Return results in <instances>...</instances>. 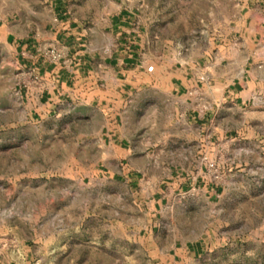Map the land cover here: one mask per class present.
Listing matches in <instances>:
<instances>
[{"label": "rangeland", "instance_id": "rangeland-1", "mask_svg": "<svg viewBox=\"0 0 264 264\" xmlns=\"http://www.w3.org/2000/svg\"><path fill=\"white\" fill-rule=\"evenodd\" d=\"M125 2L147 68L214 59L243 0ZM23 87L15 56L0 45V249L21 255L26 245V264H264V107L211 146L126 143L134 148L122 162L134 181H168L174 167L190 176L203 165L217 189L191 185L168 195L151 229L136 183L112 173L107 148L87 141L71 116L31 117Z\"/></svg>", "mask_w": 264, "mask_h": 264}, {"label": "crops", "instance_id": "crops-1", "mask_svg": "<svg viewBox=\"0 0 264 264\" xmlns=\"http://www.w3.org/2000/svg\"><path fill=\"white\" fill-rule=\"evenodd\" d=\"M236 15L214 59L174 67L158 60L150 71L125 0H0V45L15 56L30 116L76 119L87 141L107 148L112 173L136 183L152 229L168 195L191 185L210 195L217 189L203 165L190 176L174 167L168 181H134L122 162L134 148L126 143L211 146L247 128L264 107V0H243ZM0 251L1 264H26L30 250Z\"/></svg>", "mask_w": 264, "mask_h": 264}, {"label": "built area", "instance_id": "built-area-1", "mask_svg": "<svg viewBox=\"0 0 264 264\" xmlns=\"http://www.w3.org/2000/svg\"><path fill=\"white\" fill-rule=\"evenodd\" d=\"M152 69H153V65L147 66V70L150 71ZM204 160H205V163H206V166H207L208 170L210 171V176L212 178H215V179L218 178L219 174L217 172V168L215 167V163L213 161H211V160L206 159V158H204ZM11 241L13 243L15 242L14 240H11Z\"/></svg>", "mask_w": 264, "mask_h": 264}]
</instances>
